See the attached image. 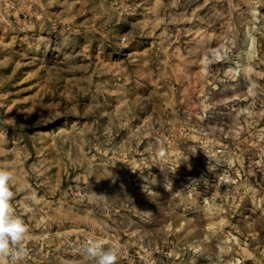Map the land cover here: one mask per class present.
<instances>
[{
    "label": "rangeland",
    "instance_id": "374dc122",
    "mask_svg": "<svg viewBox=\"0 0 264 264\" xmlns=\"http://www.w3.org/2000/svg\"><path fill=\"white\" fill-rule=\"evenodd\" d=\"M0 168L21 264H264V0H0Z\"/></svg>",
    "mask_w": 264,
    "mask_h": 264
},
{
    "label": "clouds",
    "instance_id": "9594fccd",
    "mask_svg": "<svg viewBox=\"0 0 264 264\" xmlns=\"http://www.w3.org/2000/svg\"><path fill=\"white\" fill-rule=\"evenodd\" d=\"M12 180L13 173L0 168V264H9L10 261L11 264H21L27 255L24 241L29 229L14 213ZM80 251L89 264H118L122 249L119 244L108 245L103 239L88 238Z\"/></svg>",
    "mask_w": 264,
    "mask_h": 264
}]
</instances>
